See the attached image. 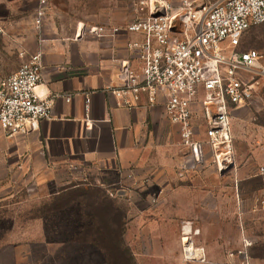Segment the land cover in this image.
I'll list each match as a JSON object with an SVG mask.
<instances>
[{"label":"crops","instance_id":"crops-1","mask_svg":"<svg viewBox=\"0 0 264 264\" xmlns=\"http://www.w3.org/2000/svg\"><path fill=\"white\" fill-rule=\"evenodd\" d=\"M29 2L0 0V80L20 68L23 51H42L36 92L52 100V116L30 135L7 138L0 127V205L19 201L20 190L43 193L53 187L60 194L86 181L100 187L121 182L115 189L124 188L127 195L116 198L128 207L123 239L135 264H233L229 253L240 247L242 235L264 232V185L245 165L238 166L246 157L238 129L233 130L235 175L223 181L211 164L180 175L184 147L164 105L144 102L129 109L109 90L118 83L120 60L140 66L129 44L145 37L125 29L137 17V0H125L124 9L120 0H112L105 12L94 2V10L75 16L64 30L44 19L41 33L35 27L38 0L32 8ZM87 3L79 0L80 6ZM100 24L123 31L116 38L85 32ZM259 159L264 162V156ZM130 170L141 180L135 188ZM63 182L64 188L56 187ZM184 232L204 249L203 261L183 259ZM263 263L253 258V264Z\"/></svg>","mask_w":264,"mask_h":264},{"label":"built area","instance_id":"built-area-1","mask_svg":"<svg viewBox=\"0 0 264 264\" xmlns=\"http://www.w3.org/2000/svg\"><path fill=\"white\" fill-rule=\"evenodd\" d=\"M48 1L40 0L36 11L39 33ZM135 7L137 17L125 29L145 37L129 44L140 66L120 60L118 83L109 90L119 105L129 109L144 102L164 105L169 121L179 126L184 147L180 175L208 164L220 175L233 173L237 157L232 114L252 98L256 81L264 76V54L257 49L242 50L241 45L250 29L264 24V0H139ZM122 31L108 24L85 28L86 33L99 37L116 38ZM21 56L20 68L0 80V127L7 138L37 132L41 122L52 116V100L36 92L43 77L42 51H23ZM90 103L88 96L87 110ZM201 133L204 137L198 138ZM258 175L264 179V166ZM127 177L132 188L141 181L133 170ZM101 186L111 197L127 192L115 189L121 182ZM151 200L155 203L157 197ZM182 256L185 261L205 259L204 249L196 246L190 232L182 236ZM241 264H250L248 256Z\"/></svg>","mask_w":264,"mask_h":264},{"label":"rangeland","instance_id":"rangeland-1","mask_svg":"<svg viewBox=\"0 0 264 264\" xmlns=\"http://www.w3.org/2000/svg\"><path fill=\"white\" fill-rule=\"evenodd\" d=\"M120 1L122 3L118 7L124 9L125 0ZM87 2L86 6H80L79 0H49L45 23L64 30L74 24L75 16L94 10V2L100 4L97 10L105 12L111 7L112 0ZM34 5L35 0H30L28 7ZM242 48L257 49L264 54V24L247 33ZM232 117V129H238L246 156L238 166L245 165L250 169L249 175L254 174L264 185V179L258 175L259 167L264 166V162L258 160L264 156V76L256 81L252 98L234 110ZM177 134L179 139L178 131ZM235 173L233 171L220 178L225 181ZM64 183L56 187L64 188ZM85 185L60 194L56 193L62 190L53 187L43 193L20 190L17 194L19 201L0 205V264H106L100 242L112 248L128 207L110 198L106 188L95 182L86 181ZM245 240L250 244L246 245ZM245 256H248L250 264H253V258L264 261V232L244 233L240 247L229 253L233 264H241ZM106 257L109 258L107 253Z\"/></svg>","mask_w":264,"mask_h":264},{"label":"trees","instance_id":"trees-1","mask_svg":"<svg viewBox=\"0 0 264 264\" xmlns=\"http://www.w3.org/2000/svg\"><path fill=\"white\" fill-rule=\"evenodd\" d=\"M253 28H255V27H253ZM252 29H250V31ZM243 40H245V38ZM241 49L242 50H248V49H243L242 45H241ZM105 192L109 196V194L107 193L106 190H105ZM110 198H112L113 200L114 199L117 200L116 197H110ZM121 222H122V225H120L119 232L116 233L117 239H116V241L112 242V248H110L109 245L104 243L103 241H101L100 244L103 246L102 248L105 251V256L107 253V256L109 257V258H107V260L110 264H135L133 257H132V254L130 253L129 248L126 246L124 239H123L124 224H125L124 218H123V220H121Z\"/></svg>","mask_w":264,"mask_h":264},{"label":"water","instance_id":"water-1","mask_svg":"<svg viewBox=\"0 0 264 264\" xmlns=\"http://www.w3.org/2000/svg\"><path fill=\"white\" fill-rule=\"evenodd\" d=\"M125 195H127V192H125L123 195H122V194H120V196H125Z\"/></svg>","mask_w":264,"mask_h":264}]
</instances>
